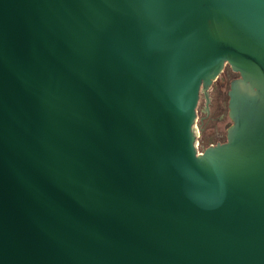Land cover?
<instances>
[{"label": "water", "instance_id": "1", "mask_svg": "<svg viewBox=\"0 0 264 264\" xmlns=\"http://www.w3.org/2000/svg\"><path fill=\"white\" fill-rule=\"evenodd\" d=\"M0 264H264V0H0Z\"/></svg>", "mask_w": 264, "mask_h": 264}, {"label": "flooded vegetation", "instance_id": "2", "mask_svg": "<svg viewBox=\"0 0 264 264\" xmlns=\"http://www.w3.org/2000/svg\"><path fill=\"white\" fill-rule=\"evenodd\" d=\"M221 74H224V81H231L236 78L237 73L233 72L228 66H226ZM220 74V75H221ZM225 84H219V86L212 84L209 89L210 102L207 106L208 113L206 111L205 99L201 96L197 106V124L198 128L197 137L200 139L202 145L209 146L211 144L221 143L226 140L221 132L219 124L223 121L226 114V92L224 93ZM201 101V103H200ZM204 110V112L202 110ZM207 113V115H206ZM203 117V118H201ZM201 119V120H200ZM202 121V123H201ZM200 129V130H199ZM207 129L211 130V133H207ZM225 139V140H224Z\"/></svg>", "mask_w": 264, "mask_h": 264}, {"label": "rangeland", "instance_id": "3", "mask_svg": "<svg viewBox=\"0 0 264 264\" xmlns=\"http://www.w3.org/2000/svg\"><path fill=\"white\" fill-rule=\"evenodd\" d=\"M226 83V86H225V88L223 87V89H224V93L225 92H227V90H228V86H229V81H224V74H221L214 82H213V84L214 85H218L219 86V84H225ZM226 97V105H227V101H228V97L227 96H225ZM200 103H201V101H200ZM226 114H227V107H226ZM230 124V119L227 117V116H225V118L223 119V121L219 124V127H220V129H221V132H222V134L224 135V138H225V131H226V128L228 127V125ZM200 130V129H199ZM207 133H211V130H209V129H207ZM225 140V139H224ZM198 147L200 148V150H202V149H204V148H206L207 146L206 145H202V143H201V141H200V139L198 140Z\"/></svg>", "mask_w": 264, "mask_h": 264}, {"label": "built area", "instance_id": "4", "mask_svg": "<svg viewBox=\"0 0 264 264\" xmlns=\"http://www.w3.org/2000/svg\"><path fill=\"white\" fill-rule=\"evenodd\" d=\"M196 147L198 148V150L200 151V148L198 147V142L196 143Z\"/></svg>", "mask_w": 264, "mask_h": 264}]
</instances>
